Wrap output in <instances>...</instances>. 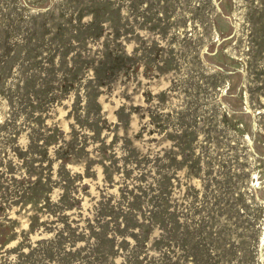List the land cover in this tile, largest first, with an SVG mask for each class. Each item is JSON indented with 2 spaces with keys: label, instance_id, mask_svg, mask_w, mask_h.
I'll return each mask as SVG.
<instances>
[{
  "label": "rangeland",
  "instance_id": "rangeland-1",
  "mask_svg": "<svg viewBox=\"0 0 264 264\" xmlns=\"http://www.w3.org/2000/svg\"><path fill=\"white\" fill-rule=\"evenodd\" d=\"M0 264H264V0H0Z\"/></svg>",
  "mask_w": 264,
  "mask_h": 264
}]
</instances>
